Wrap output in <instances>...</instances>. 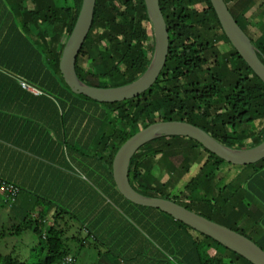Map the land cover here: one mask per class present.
<instances>
[{
  "label": "trees",
  "instance_id": "trees-1",
  "mask_svg": "<svg viewBox=\"0 0 264 264\" xmlns=\"http://www.w3.org/2000/svg\"><path fill=\"white\" fill-rule=\"evenodd\" d=\"M224 1L264 63V35L255 32L252 3ZM82 3L0 0V165L1 158L13 165L21 150L34 151L31 154L85 181L87 191L85 201L70 202L68 207L44 198L30 204L13 226L1 228L0 251L8 237L31 233L37 240L33 250L41 252L37 264H81L78 256L92 249L99 259L110 255L118 263L138 264L141 253L134 263L113 249L121 234L132 237L121 225L119 209L132 214L167 251L177 254V264H252L160 210L126 200L113 179V160L120 147L156 122L190 123L232 149H251L264 141V84L232 46L211 1L159 0L169 35L165 66L148 91L112 104L74 94L60 72L61 56ZM154 50L144 0H96L76 74L93 87L126 86L146 72ZM178 159H182L179 165ZM156 165L168 176L155 185L148 177ZM234 168L246 170L233 175ZM263 177L264 160L234 166L198 142L178 136L147 143L129 168V182L139 194L173 201L243 234L262 250ZM0 181L18 186L16 202L9 206L1 197L0 204L3 210L16 211L22 188L1 172ZM55 206L45 232V218ZM62 217H68L63 227ZM132 241L127 242L128 250ZM14 252H0V264H26ZM151 260L150 264H159ZM166 261L162 264H172L169 256Z\"/></svg>",
  "mask_w": 264,
  "mask_h": 264
},
{
  "label": "water",
  "instance_id": "water-1",
  "mask_svg": "<svg viewBox=\"0 0 264 264\" xmlns=\"http://www.w3.org/2000/svg\"><path fill=\"white\" fill-rule=\"evenodd\" d=\"M153 27L155 50L146 72L133 83L116 88H98L83 83L76 74V60L91 30L96 0H83L75 27L64 47L60 72L74 94L99 103H121L139 97L159 78L169 53V35L159 0H144ZM223 31L238 54L264 84V63L257 48L237 24L224 0H210ZM187 137L210 153L234 166H249L264 160V141L246 150L229 148L201 128L182 121L156 122L134 134L118 150L113 160V179L120 194L142 207L158 209L193 230L213 239L252 264H264V250L241 233L210 221L185 207L166 199L139 194L129 182L130 162L147 143L160 137Z\"/></svg>",
  "mask_w": 264,
  "mask_h": 264
},
{
  "label": "crops",
  "instance_id": "crops-1",
  "mask_svg": "<svg viewBox=\"0 0 264 264\" xmlns=\"http://www.w3.org/2000/svg\"><path fill=\"white\" fill-rule=\"evenodd\" d=\"M249 3H252L253 15L251 19L256 23L257 29L255 32L264 35V0H244L245 5ZM33 152L21 150L20 157H17L18 160H14L13 165L8 160L4 161L1 158L3 165H0L1 174L15 180L14 182L20 185L23 193L19 199V208L16 211H6L0 208V217L2 218L0 219V228L5 229L13 226L18 219L23 217L24 209L41 198L60 203L66 207L70 202L79 203L86 200L85 181H81L77 177L73 178L65 168L31 154ZM262 181H264V177ZM94 202H96L95 198ZM40 205L43 207L44 204ZM55 210L56 206L49 211L47 218H45V232L49 230L50 218ZM101 211L102 209L99 212ZM67 218L62 217L60 219L61 227H63L64 220H67ZM78 258L81 264H87L88 260L90 262L97 260L96 263L98 264H122L118 263L113 256L104 255L99 259L96 254L86 251L80 254Z\"/></svg>",
  "mask_w": 264,
  "mask_h": 264
},
{
  "label": "rangeland",
  "instance_id": "rangeland-1",
  "mask_svg": "<svg viewBox=\"0 0 264 264\" xmlns=\"http://www.w3.org/2000/svg\"><path fill=\"white\" fill-rule=\"evenodd\" d=\"M264 39V38H263ZM93 55L96 57L97 53L93 52ZM99 103V102H98ZM101 104V103H100ZM182 162V159L176 160L175 163L179 165ZM154 165V164H152ZM161 167L159 165L155 166V171L150 177H148V181H153V184H157L158 182H163L167 178L165 175V172L161 171ZM233 175H236L238 173H241L243 170H246V168H234ZM241 169H243L241 171ZM241 171V172H240ZM112 204H114L112 202ZM117 216L121 219V225L126 227V230H130L132 232V239L130 237L126 236L125 234H121L116 238L115 241H120L119 244H116L117 247H114L113 242V249L122 257V258H131L133 259V262L136 263L137 259L140 256L141 258L138 262L140 264L142 261H145V264H150V257H152V263L154 261H159V264H162L163 261H166V257L169 256V262L172 264L178 263V258L174 257L177 254L172 253L170 250H166L161 243V240H158L153 233L148 232V230L138 223L137 220L134 219L132 214H128L126 211H120L117 209ZM0 219H2L0 217ZM74 225L75 222H74ZM1 229V228H0ZM1 231V230H0ZM86 238V237H84ZM132 241V245L130 249L128 250L127 242ZM88 244L92 246V240L88 239ZM37 243L36 238L31 233H25L19 238H7L6 240L2 241L3 248L1 249V254L7 255L9 253H12L13 251L15 255H20L26 262V264H37V256L41 254V252H38L36 250H33V247ZM138 243L139 246H138ZM71 247L74 246V243L69 244ZM141 248V249H140ZM94 250L92 249L91 252ZM88 251V253H91ZM166 256V257H165ZM124 260V259H123ZM167 262V261H166ZM137 264V263H136Z\"/></svg>",
  "mask_w": 264,
  "mask_h": 264
},
{
  "label": "built area",
  "instance_id": "built-area-1",
  "mask_svg": "<svg viewBox=\"0 0 264 264\" xmlns=\"http://www.w3.org/2000/svg\"><path fill=\"white\" fill-rule=\"evenodd\" d=\"M22 87L24 89L30 90L34 94H39L38 91L35 89H32L31 87L27 86L26 84H22ZM0 193L3 201L8 204L9 206H12L17 200V196L19 193L18 186L12 184V183H6V181H0Z\"/></svg>",
  "mask_w": 264,
  "mask_h": 264
}]
</instances>
